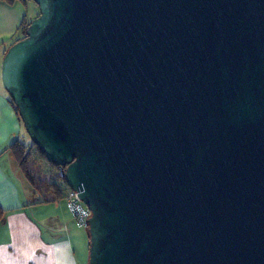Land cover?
<instances>
[{"label": "water", "instance_id": "obj_1", "mask_svg": "<svg viewBox=\"0 0 264 264\" xmlns=\"http://www.w3.org/2000/svg\"><path fill=\"white\" fill-rule=\"evenodd\" d=\"M31 1L1 83L87 264H264V0Z\"/></svg>", "mask_w": 264, "mask_h": 264}, {"label": "crops", "instance_id": "obj_2", "mask_svg": "<svg viewBox=\"0 0 264 264\" xmlns=\"http://www.w3.org/2000/svg\"><path fill=\"white\" fill-rule=\"evenodd\" d=\"M29 16L36 15L29 12L28 1L9 5L0 0V50L22 38ZM22 129L8 95L0 92V264H82L79 242L88 253L87 232L76 226L65 200L45 191H41L45 198L37 197L34 191L39 190L12 171L18 164L10 146L22 143ZM21 181L31 188L25 182L21 186Z\"/></svg>", "mask_w": 264, "mask_h": 264}, {"label": "trees", "instance_id": "obj_3", "mask_svg": "<svg viewBox=\"0 0 264 264\" xmlns=\"http://www.w3.org/2000/svg\"><path fill=\"white\" fill-rule=\"evenodd\" d=\"M1 1H4L7 4L11 5L17 0H1ZM23 1H28V0H23ZM28 24L29 21H25L23 23L22 37H24L25 35V30ZM3 54L4 53H2V56ZM10 103L17 114V109L12 104L11 100ZM10 150L12 151V156L15 158L18 166L20 167L22 174L32 185H34V187L39 186L41 191L50 192L53 195V198L55 199L65 198V196L70 190L66 187L64 178L61 176L62 168H60L58 165L52 162L47 161L44 156V153L38 147L32 144V142H30L28 145L27 144L24 145L18 142L11 145ZM38 160H43L42 165L44 168H40L42 165H40L39 167ZM33 162H37L36 166H38V171L36 167L35 169L34 167H32ZM81 227L86 228L87 225L86 227L85 226H81ZM87 239H88V234H87Z\"/></svg>", "mask_w": 264, "mask_h": 264}, {"label": "rangeland", "instance_id": "obj_4", "mask_svg": "<svg viewBox=\"0 0 264 264\" xmlns=\"http://www.w3.org/2000/svg\"><path fill=\"white\" fill-rule=\"evenodd\" d=\"M28 9H29V12H35V15L37 16L38 15V11H37V7L35 6V4L30 0V1H28ZM30 17V16H29ZM30 19H31V17H30ZM33 19V18H32ZM31 19V20H32ZM30 20V21H31ZM29 21V22H30ZM9 47V46H8ZM7 47V48H8ZM7 48H2V49H7ZM2 49L0 50V61L2 60V58H1V56H2V53H3V51H2ZM3 57V56H2ZM0 65H1V62H0ZM0 92H4L5 94H8V93H6V91L3 89V87H2V83H1V78H0ZM19 140L20 141H22V143L23 144H26V143H30V139H29V137H28V135L24 132V130L22 129V132H21V136L19 137ZM9 143H11L10 142V140H9ZM5 152V151H4ZM7 154H9V151L8 152H6ZM10 154L12 155V151L10 150ZM38 162H39V167H40V165L42 164V162H43V160H38ZM37 165V162H33V166L32 167H34V169H35V167H36V169H37V171H38V166H36ZM12 171L13 172H16V171H18L19 172V174H20V176L22 177V178H24L25 180H27L25 177H24V175L22 174V171H21V169H20V167L19 166H12ZM19 176V177H20ZM28 181V180H27ZM23 182H25V181H21L20 182V185L22 186L23 185ZM28 183L32 186V187H34V185H32L29 181H28ZM27 182H25V184H27V186H29L30 187V185L28 184ZM31 188V187H30ZM35 188H37L38 190H39V192H36L37 190H35L34 192H35V195L38 197L39 195L41 196V198H45L46 197V194H45V196H44V194L43 193H41V189H40V187L39 186H36ZM26 192H28V193H30V194H32V190L31 189H27V191ZM22 193V192H21ZM50 196H52L51 194H50ZM48 199V198H47ZM51 199V198H50ZM78 228H81V229H83V230H85L86 231V228H83V227H78ZM85 244H86V241H85ZM87 244H88V241H87ZM79 250L82 252V255H81V261H82V264H87V260H88V253H87V250H86V247H84V244H83V242L81 241V244H80V242H79Z\"/></svg>", "mask_w": 264, "mask_h": 264}, {"label": "built area", "instance_id": "obj_5", "mask_svg": "<svg viewBox=\"0 0 264 264\" xmlns=\"http://www.w3.org/2000/svg\"><path fill=\"white\" fill-rule=\"evenodd\" d=\"M62 172V171H61ZM67 208L75 219L77 227L85 226L86 220L89 217V211L78 199L77 195L73 191H69L64 198Z\"/></svg>", "mask_w": 264, "mask_h": 264}, {"label": "bare ground", "instance_id": "obj_6", "mask_svg": "<svg viewBox=\"0 0 264 264\" xmlns=\"http://www.w3.org/2000/svg\"><path fill=\"white\" fill-rule=\"evenodd\" d=\"M90 213V212H89Z\"/></svg>", "mask_w": 264, "mask_h": 264}]
</instances>
